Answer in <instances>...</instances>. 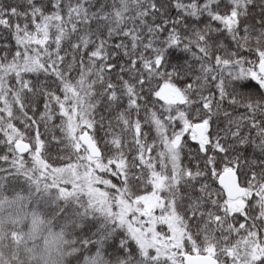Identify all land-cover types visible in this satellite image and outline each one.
<instances>
[{
  "label": "snow or ice",
  "instance_id": "6c2138e0",
  "mask_svg": "<svg viewBox=\"0 0 264 264\" xmlns=\"http://www.w3.org/2000/svg\"><path fill=\"white\" fill-rule=\"evenodd\" d=\"M0 264H264V0H0Z\"/></svg>",
  "mask_w": 264,
  "mask_h": 264
}]
</instances>
